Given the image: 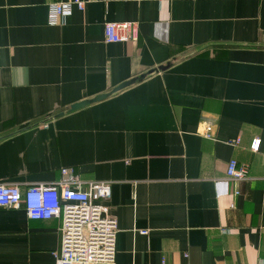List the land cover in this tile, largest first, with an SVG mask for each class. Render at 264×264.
Masks as SVG:
<instances>
[{"label":"crops","instance_id":"obj_1","mask_svg":"<svg viewBox=\"0 0 264 264\" xmlns=\"http://www.w3.org/2000/svg\"><path fill=\"white\" fill-rule=\"evenodd\" d=\"M54 1L0 0V182H110L115 264H264V0ZM59 228L0 207V264H56Z\"/></svg>","mask_w":264,"mask_h":264},{"label":"built area","instance_id":"obj_2","mask_svg":"<svg viewBox=\"0 0 264 264\" xmlns=\"http://www.w3.org/2000/svg\"><path fill=\"white\" fill-rule=\"evenodd\" d=\"M88 1L93 0L49 3L50 24L62 23L74 6L84 10ZM104 32L107 43L138 37V27L133 23L107 22ZM211 129L210 125L206 127V136H210ZM235 142L238 144L240 139ZM261 142V138H254L250 148L259 151ZM62 174L64 177L56 182L31 184L25 189L16 183L0 182V207H23L31 219L60 220L61 244L55 252L56 264H115L119 225L105 204L112 198L111 183L86 182L73 168H63ZM226 176L233 182L248 180L249 167L231 159ZM227 231L222 229L223 233Z\"/></svg>","mask_w":264,"mask_h":264},{"label":"water","instance_id":"obj_3","mask_svg":"<svg viewBox=\"0 0 264 264\" xmlns=\"http://www.w3.org/2000/svg\"><path fill=\"white\" fill-rule=\"evenodd\" d=\"M161 68H164V66H161ZM135 81H136V78H133L131 80L124 81L120 85H118L117 87L113 88L109 92L100 94L98 96H95L94 98L85 99V100H82L80 102H76V103H74V104L71 105L70 110L71 111H74V110H77V109H79L81 107H84L85 105L91 104V103L96 102V101L103 100V99L107 98L108 96H110L111 94H113V93H115V92H117L119 90H122L125 87H128L129 85H131ZM62 114H64V112H61L59 115H62Z\"/></svg>","mask_w":264,"mask_h":264}]
</instances>
